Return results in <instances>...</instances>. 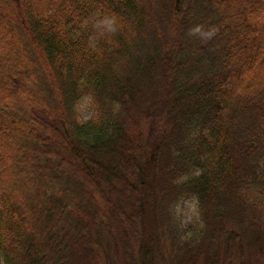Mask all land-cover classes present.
Returning a JSON list of instances; mask_svg holds the SVG:
<instances>
[{"label":"trees","instance_id":"16d2710c","mask_svg":"<svg viewBox=\"0 0 264 264\" xmlns=\"http://www.w3.org/2000/svg\"><path fill=\"white\" fill-rule=\"evenodd\" d=\"M0 264H264V0H0Z\"/></svg>","mask_w":264,"mask_h":264},{"label":"rangeland","instance_id":"374dc122","mask_svg":"<svg viewBox=\"0 0 264 264\" xmlns=\"http://www.w3.org/2000/svg\"><path fill=\"white\" fill-rule=\"evenodd\" d=\"M79 114L80 118L83 122H89L93 120L96 116V111L94 107L92 106L91 99L89 97H86L82 100L80 106H79ZM175 218L179 222V226L182 229H187L190 226L193 225V222H195L198 219V204L197 200H189L186 202H182L181 204L177 205L175 209ZM195 224V223H194ZM170 244L167 243V246H165V252L167 255L170 254ZM102 252L103 259L105 263L111 262L110 261V253L108 248V243L104 242L102 245V248L100 249Z\"/></svg>","mask_w":264,"mask_h":264}]
</instances>
